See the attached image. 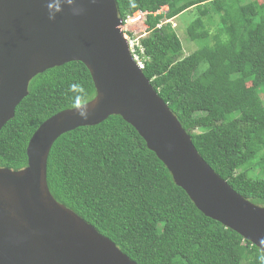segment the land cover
<instances>
[{"label": "trees", "instance_id": "16d2710c", "mask_svg": "<svg viewBox=\"0 0 264 264\" xmlns=\"http://www.w3.org/2000/svg\"><path fill=\"white\" fill-rule=\"evenodd\" d=\"M115 2L123 19L145 13L142 71L198 153L237 193L264 206V0ZM189 8L197 17L187 31L199 46L184 55L175 29L161 22ZM95 93L80 61L37 73L0 129V167H25L38 126ZM46 179L59 203L137 264H264L259 247L197 209L120 115L61 134Z\"/></svg>", "mask_w": 264, "mask_h": 264}, {"label": "water", "instance_id": "95a60500", "mask_svg": "<svg viewBox=\"0 0 264 264\" xmlns=\"http://www.w3.org/2000/svg\"><path fill=\"white\" fill-rule=\"evenodd\" d=\"M115 0H0V129L37 73L82 62L95 96L44 120L27 164L0 167V264H137L51 194L54 141L109 115L131 124L204 215L264 252V206L237 193L201 157L168 104L132 58Z\"/></svg>", "mask_w": 264, "mask_h": 264}, {"label": "rangeland", "instance_id": "374dc122", "mask_svg": "<svg viewBox=\"0 0 264 264\" xmlns=\"http://www.w3.org/2000/svg\"><path fill=\"white\" fill-rule=\"evenodd\" d=\"M167 10H168L167 7L164 6L161 8L160 12L164 13ZM133 16L134 18L130 19L131 21L129 20L125 24V29L126 32L128 33L129 38L136 39L146 34L145 14L136 12L133 14ZM196 17H197L196 8H189L188 10L182 12L177 17L171 19L165 18L161 22V23L170 22L171 26L175 29L182 43V49L184 55H188L189 53L197 49L199 46L196 40H191L187 31V27L194 21ZM259 92L261 98L264 101V85H262Z\"/></svg>", "mask_w": 264, "mask_h": 264}, {"label": "clouds", "instance_id": "9594fccd", "mask_svg": "<svg viewBox=\"0 0 264 264\" xmlns=\"http://www.w3.org/2000/svg\"><path fill=\"white\" fill-rule=\"evenodd\" d=\"M138 13H143V12H141V11H138ZM145 14V13H144ZM134 18V16H133V14L132 15H128L125 19H123V27H124V30H123V33H124V38L127 40V43L129 42V40L131 39V38H129L128 37V33L126 32V29H125V24L130 20V19H133ZM174 18V17H173ZM142 37V36H141ZM141 37H138V38H136V41H137V43L135 44V49L140 53V55H141V57H142V55L144 54V50H143V47H142V45H141V43H140V38ZM133 39H135V38H133ZM128 47H129V43H128ZM129 52H130V54H131V56H132V53H131V51H130V48H129ZM132 58H133V56H132ZM134 59V58H133ZM142 59H143V57H142ZM135 61V60H134ZM136 62V61H135ZM137 64V63H136ZM143 65H144V60H143ZM139 67V66H138ZM143 69V68H142Z\"/></svg>", "mask_w": 264, "mask_h": 264}, {"label": "built area", "instance_id": "2783aa9c", "mask_svg": "<svg viewBox=\"0 0 264 264\" xmlns=\"http://www.w3.org/2000/svg\"><path fill=\"white\" fill-rule=\"evenodd\" d=\"M128 43H129V48H130V51L132 53L134 60L136 61L139 68L142 69L144 66L143 65V59H142L140 53L135 49V44L137 43L136 39H130Z\"/></svg>", "mask_w": 264, "mask_h": 264}, {"label": "bare ground", "instance_id": "6f19581e", "mask_svg": "<svg viewBox=\"0 0 264 264\" xmlns=\"http://www.w3.org/2000/svg\"><path fill=\"white\" fill-rule=\"evenodd\" d=\"M131 21V20H130Z\"/></svg>", "mask_w": 264, "mask_h": 264}]
</instances>
